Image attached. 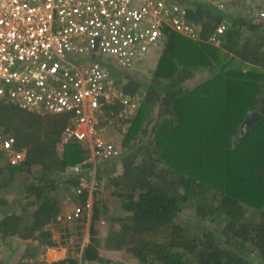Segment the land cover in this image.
Returning a JSON list of instances; mask_svg holds the SVG:
<instances>
[{
	"label": "trees",
	"instance_id": "trees-1",
	"mask_svg": "<svg viewBox=\"0 0 264 264\" xmlns=\"http://www.w3.org/2000/svg\"><path fill=\"white\" fill-rule=\"evenodd\" d=\"M231 5L240 10L190 0L188 18L199 25L201 39L171 32L150 78L125 74L122 89L139 97V108L122 143V176L110 177L108 188L127 214L109 217L102 238L93 223L105 207L96 198L84 247L85 220L78 226L80 257L38 264H109L103 249L125 251L138 264H264V20L241 11L243 0ZM223 22L225 41L216 46L208 37ZM251 109L263 117L242 134ZM66 122L65 115L0 101V130L15 137V149H26L19 164L0 150V191L19 179L26 190L18 195L29 200L21 204L23 213L0 197V239L38 237L47 248L56 245L52 228L58 227L61 243H69L58 216L70 193L86 204L89 190L82 199L76 190L81 176L91 178L92 167L71 171L90 152L75 139L59 147ZM98 168L100 179L106 167ZM186 207L195 213L194 224L183 219ZM256 252L260 260L251 256ZM25 257L35 254L29 249Z\"/></svg>",
	"mask_w": 264,
	"mask_h": 264
},
{
	"label": "built area",
	"instance_id": "built-area-1",
	"mask_svg": "<svg viewBox=\"0 0 264 264\" xmlns=\"http://www.w3.org/2000/svg\"><path fill=\"white\" fill-rule=\"evenodd\" d=\"M189 1L0 0V100L31 112L66 116L59 147L75 139L90 152L83 164L71 167L72 172L92 167L91 178L81 176L77 194L97 190L99 158L124 153L106 132L112 120L131 123L139 108V97L122 89L125 74L159 55L171 32L201 39L199 25L188 18ZM201 1L224 11L237 0ZM243 1L244 12L264 20V0ZM227 24H219L208 41L221 46ZM15 142L0 130V150L19 164L26 149H15ZM91 208L86 200L65 217L82 219Z\"/></svg>",
	"mask_w": 264,
	"mask_h": 264
},
{
	"label": "rangeland",
	"instance_id": "rangeland-1",
	"mask_svg": "<svg viewBox=\"0 0 264 264\" xmlns=\"http://www.w3.org/2000/svg\"><path fill=\"white\" fill-rule=\"evenodd\" d=\"M230 10L236 13L237 11L240 10V8L233 6ZM242 10L244 11L243 8L241 9V11ZM158 56L159 55L154 56L152 60L146 63L140 70L134 71L132 75L135 76L136 78H142V77L150 78L152 76V71L156 67L155 62H156V59H158ZM0 101L7 102L6 100H0ZM130 125L131 123H129V121H127V124H122V122H120L119 120H114V121L112 120L107 127L106 136L109 139L116 142L118 145H120L122 149L124 150V152H125V148L122 143H123L124 138L126 137L127 131L130 128ZM119 158L118 160L117 159H101V158L97 160L98 167L99 168L106 167V171L103 172L102 178L100 179L96 178V181L98 182L97 190H95L92 193V195H91V192L87 193V197H91L92 202L96 198H98L100 200V204H102L105 207V209H103L105 212L102 211L101 219L93 223L99 230V235L103 236L102 238L104 239L106 238L105 236L107 235L108 230L110 228L109 221H108L109 217L111 216L123 217L127 214L125 212V209L123 208L121 200L113 196L111 193V189L108 188V185L110 184V180H111L110 177L119 178L122 176L123 166L119 162ZM141 163H142L141 160L137 161V164H141ZM95 174H96V171H95ZM25 190H26V186L19 179H17L13 182L9 191H6V190L0 191V197L5 196L6 198L9 199V203H10L9 208L11 210L23 212L21 204H25V206H28L29 200L22 198V201H21V197L18 195V193L19 191L24 192ZM69 196H72L73 198L74 194L70 193ZM92 202H91V207H92ZM76 204L77 202L76 201L72 202V200L66 202V207H67L66 210L67 211H70L69 209L72 210ZM190 209L191 208H188V207L184 208L182 212L183 219L187 220V222H190L191 224H194L197 220L194 216L195 213L193 212V209L189 211ZM11 210H8V211H11ZM62 214L64 215L63 220H62L64 227L67 228L68 230L67 233L71 235L69 238V243L66 245L61 243L64 240L63 232L62 231L59 232L58 229H57L58 232H55V239L54 238L53 239L56 242V246L59 247L58 248L59 250L61 249V247H65V249L67 248L68 250L67 256L72 255V256L80 257L81 255V252L79 249L80 247L75 244V238L80 232L78 226H80V224L85 220L84 221L85 232L83 234V236L85 237L86 232L87 230L89 231L90 225L92 223L91 218L93 215V208H91L90 213L86 210L83 219H78V220H68V218L65 217L66 215L65 211ZM204 222L206 223L207 226L211 227L212 229L217 230V229L222 228V223L220 222H214V221H209V220H206ZM36 239L39 240L38 237H35L31 240L23 236L14 237L12 239H7V240L0 239V264H36L37 261H39L38 258L39 259L42 258L41 254L46 251V247L40 246V240H39V243L35 242ZM86 244L87 242L84 243V239H83V243L81 247H84V245ZM29 249L31 253L33 251V254H35V257L33 258L25 257V254L28 253ZM109 252H107L106 249H103L101 251V253L104 254V257H107L110 259L109 264H115V262L117 263L119 262V264L124 263V262L125 264H138V261L136 259H133L125 251H121V253H117L118 251H116V253H111V251ZM63 254L52 252L50 253L49 260H51V258H54V257L56 258L61 257L63 256ZM251 256H253L256 260H260V254L258 252L251 253ZM46 259H48V256H46ZM111 261H114V262L111 263ZM87 264H105V263L94 261V262L87 263Z\"/></svg>",
	"mask_w": 264,
	"mask_h": 264
},
{
	"label": "crops",
	"instance_id": "crops-1",
	"mask_svg": "<svg viewBox=\"0 0 264 264\" xmlns=\"http://www.w3.org/2000/svg\"><path fill=\"white\" fill-rule=\"evenodd\" d=\"M157 61H158V59H156V62H155V66H156V63H157ZM119 158V157H118ZM118 158H115V159H117L118 160ZM77 195V197L79 198V199H82L84 196H81V195H79V194H76ZM92 195V194H91ZM89 198V199H88ZM69 199H71L72 200V202H75V200H73L74 199V197H73V199H72V197L70 196V197H68L66 200L64 199V203H63V208L61 209V212H60V214H62L64 211L65 212H67V207H66V202H68V201H71V200H69ZM86 200H88L89 202H92V200H91V197H86ZM94 202V201H93ZM92 202V207H93V203ZM78 205V203L75 205V206H77ZM75 206L73 207V208H75ZM69 210H71V209H69ZM91 211V210H90ZM90 211H88L89 213H90ZM62 224H63V221H62ZM63 226H64V224H63ZM57 229H58V231L59 232H61V228H58V227H53V229H52V233H53V235H54V239H55V232H58L57 231ZM71 232V231H70ZM29 239H31V238H29ZM53 239V240H54ZM32 240V239H31ZM55 241V240H54ZM88 241H90V235H89V231L87 230V232H86V236L84 237V243L85 242H87L88 243ZM42 247H44V246H42ZM59 247L58 246H56V245H54V246H49V247H47L46 248V251L44 252V253H42L41 255H42V258L41 259H39L38 258V260L39 261H41V260H46V261H48V262H54V261H58V260H61V259H64V258H66L67 257V248L65 249V247H61V249L59 250L58 249ZM102 251V250H101ZM60 253V254H63V256H61V257H58V258H56V257H54V258H51V260H49V258H50V253ZM107 252H109V251H107ZM110 253V252H109ZM111 253H116V251H111ZM117 253H121V251H118ZM102 254V253H101ZM113 255V254H112ZM46 256H48V259H46ZM102 256H104V254H102ZM96 262H98V261H96ZM114 261H111V263H113ZM34 263V262H33ZM115 264H119V262L117 263V262H115ZM121 264H125V262L124 263H121Z\"/></svg>",
	"mask_w": 264,
	"mask_h": 264
},
{
	"label": "water",
	"instance_id": "water-1",
	"mask_svg": "<svg viewBox=\"0 0 264 264\" xmlns=\"http://www.w3.org/2000/svg\"><path fill=\"white\" fill-rule=\"evenodd\" d=\"M262 114L255 111V110H249L247 113V116L245 117L244 121L240 125V132L242 134L246 133L248 130H250L259 120L262 119Z\"/></svg>",
	"mask_w": 264,
	"mask_h": 264
},
{
	"label": "clouds",
	"instance_id": "clouds-1",
	"mask_svg": "<svg viewBox=\"0 0 264 264\" xmlns=\"http://www.w3.org/2000/svg\"><path fill=\"white\" fill-rule=\"evenodd\" d=\"M120 157V156H119ZM118 158V157H117ZM113 159H115V158H113ZM85 215V214H84Z\"/></svg>",
	"mask_w": 264,
	"mask_h": 264
}]
</instances>
